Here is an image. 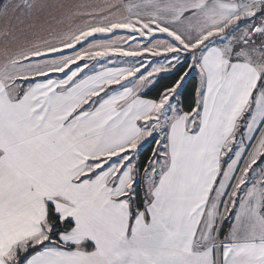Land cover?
<instances>
[{
  "label": "snow or ice",
  "instance_id": "6c2138e0",
  "mask_svg": "<svg viewBox=\"0 0 264 264\" xmlns=\"http://www.w3.org/2000/svg\"><path fill=\"white\" fill-rule=\"evenodd\" d=\"M0 264H264V0H0Z\"/></svg>",
  "mask_w": 264,
  "mask_h": 264
}]
</instances>
